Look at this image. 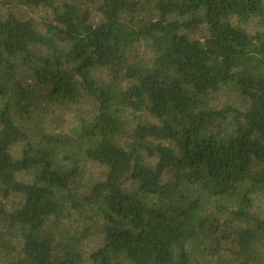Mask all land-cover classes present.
Segmentation results:
<instances>
[{
	"label": "trees",
	"instance_id": "16d2710c",
	"mask_svg": "<svg viewBox=\"0 0 264 264\" xmlns=\"http://www.w3.org/2000/svg\"><path fill=\"white\" fill-rule=\"evenodd\" d=\"M43 113L75 124L50 133ZM87 162L102 174L82 182ZM259 197L264 0H0V264H85L95 232L91 264L222 244L264 264Z\"/></svg>",
	"mask_w": 264,
	"mask_h": 264
},
{
	"label": "rangeland",
	"instance_id": "374dc122",
	"mask_svg": "<svg viewBox=\"0 0 264 264\" xmlns=\"http://www.w3.org/2000/svg\"><path fill=\"white\" fill-rule=\"evenodd\" d=\"M18 11H20L24 17H31L36 20V22H41L47 19L48 14L43 9H38L34 7H18ZM263 28L261 22L257 19L250 20L247 22V30L258 31ZM218 104L224 105L225 103H237L235 99L237 96L233 94V92L227 91L226 88L222 89L218 94ZM43 125L47 129L48 132L52 133H65L68 129L75 124V119L70 115H47L43 113ZM33 125V121H31ZM39 124V127L42 125ZM42 125V126H43ZM43 126V127H44ZM101 167L92 162H87L82 173H81V181H89L99 178L101 176ZM18 178H22L24 181L29 180V175L25 173L18 174ZM255 206L253 207V212L259 219L264 220V197H259L255 200ZM77 217L76 215H74ZM84 220V219H82ZM76 222H70L69 219L62 220L61 225L68 230H72L75 227ZM85 224V221H79L78 228L81 229ZM240 225H243L242 222H239ZM94 228L90 226V230ZM97 231V230H96ZM100 239L98 237V232L94 234H90L89 238L86 239L83 245V256L85 264H91L88 259L89 253L96 249L100 245ZM232 245V242L225 243V246ZM224 244H222V248L218 252L207 250L205 247L198 246L194 251L192 258L190 260V264H249V260L253 262V257H247L243 255V258L239 257V252L235 253L234 250L223 249ZM257 257L260 258L262 263H264V247H258ZM252 264V263H251Z\"/></svg>",
	"mask_w": 264,
	"mask_h": 264
}]
</instances>
